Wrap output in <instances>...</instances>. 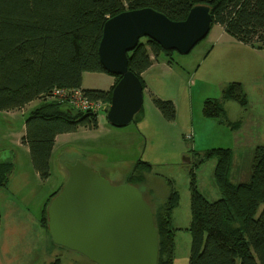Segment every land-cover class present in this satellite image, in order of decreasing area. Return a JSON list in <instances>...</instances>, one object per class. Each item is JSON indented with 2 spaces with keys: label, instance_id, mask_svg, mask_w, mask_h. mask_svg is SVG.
<instances>
[{
  "label": "rangeland",
  "instance_id": "obj_1",
  "mask_svg": "<svg viewBox=\"0 0 264 264\" xmlns=\"http://www.w3.org/2000/svg\"><path fill=\"white\" fill-rule=\"evenodd\" d=\"M170 58L172 64L162 54L144 74L143 110L136 122L125 128L111 126L107 120L111 103L102 101L100 127L66 134L67 141L60 142L46 181L35 171L30 150L22 144L31 108L0 113V161L8 157L13 164L8 183L0 188V264H36L43 254L47 262L60 258L61 264H95L53 244L42 223L45 210L51 196L67 182L68 164L82 161L112 184L123 185L138 160L152 165L143 170L146 183L140 189L151 199L156 214L166 216L169 198L174 192L178 194L171 251L163 257L174 256L171 264H189L191 182L210 202L221 198L214 179L216 160L199 163L195 155L231 149V181L240 184L250 181L255 150L264 146V48L246 45L216 24L189 54L173 52ZM117 82L118 78L107 73H86L83 77L86 90L112 92ZM235 83L244 87L250 101L246 112L236 103L226 107L227 119L243 120L239 131L205 111L211 106L207 102L220 99L223 90ZM155 98L175 104V121L164 118ZM39 104L38 100L32 107Z\"/></svg>",
  "mask_w": 264,
  "mask_h": 264
},
{
  "label": "trees",
  "instance_id": "obj_2",
  "mask_svg": "<svg viewBox=\"0 0 264 264\" xmlns=\"http://www.w3.org/2000/svg\"><path fill=\"white\" fill-rule=\"evenodd\" d=\"M197 5L212 9L213 26L223 27L246 45L264 48V0H0V113L22 111L35 101H43L26 119L22 138L41 180L51 177L57 137L81 128H99L98 114L79 112L59 101L48 102L46 96L55 88L82 89L86 73H107L99 56L107 21L143 8H153L173 21H184ZM173 52L143 39L128 54L129 69L142 80L162 54L172 64ZM116 78L118 82L121 79ZM113 91L84 90L90 99L109 103ZM227 102L237 103L244 111L250 104L244 87L235 83L223 90L220 99L207 102L211 106L205 108L206 114L228 121L232 130L239 131L242 120L227 119ZM154 104L167 121L176 120L177 109L172 101L155 98ZM195 156L199 163L216 160L214 179L221 198L210 202L191 182L189 264H264V146L255 150L250 181L240 184L231 181V149H212ZM145 167L152 165L139 160L127 183L144 185ZM12 170L11 160L0 161V188L6 186ZM58 193L51 196L48 205ZM177 202L178 194L174 192L164 217L152 207L160 233L158 264H171L174 257L164 260L163 255L171 251ZM46 212L42 223L48 230ZM44 264H61V259Z\"/></svg>",
  "mask_w": 264,
  "mask_h": 264
},
{
  "label": "water",
  "instance_id": "obj_3",
  "mask_svg": "<svg viewBox=\"0 0 264 264\" xmlns=\"http://www.w3.org/2000/svg\"><path fill=\"white\" fill-rule=\"evenodd\" d=\"M213 23L206 5L193 7L184 21H173L153 8L109 19L99 56L105 71L121 78L107 110L109 124L128 127L143 110L144 84L129 69L128 57L141 40L187 55L209 35ZM67 170L69 178L47 211L53 244L95 264H158L160 233L144 193L130 183L112 184L82 161L68 164Z\"/></svg>",
  "mask_w": 264,
  "mask_h": 264
},
{
  "label": "built area",
  "instance_id": "obj_4",
  "mask_svg": "<svg viewBox=\"0 0 264 264\" xmlns=\"http://www.w3.org/2000/svg\"><path fill=\"white\" fill-rule=\"evenodd\" d=\"M48 102L59 101L76 111L98 114L103 108L102 101L90 99L83 89L55 88L46 96Z\"/></svg>",
  "mask_w": 264,
  "mask_h": 264
},
{
  "label": "crops",
  "instance_id": "obj_5",
  "mask_svg": "<svg viewBox=\"0 0 264 264\" xmlns=\"http://www.w3.org/2000/svg\"><path fill=\"white\" fill-rule=\"evenodd\" d=\"M223 28V27H222ZM224 29V28H223ZM159 60H160V58H159ZM159 60L157 61V63L159 62ZM156 63V62H155ZM155 63H154V65H155ZM153 65V66H154ZM152 66V67H153ZM151 67V68H152ZM145 74V73H144ZM144 74L142 75V78H143V76H144ZM85 75V74H84ZM114 79V78H113ZM114 85V80H113V83L111 84V87ZM82 89L83 90H86V89H84V87H83V84H82ZM107 91H110V89H108ZM36 102V101H35ZM35 102H33V103H31L30 105H28L25 109H23L22 111L24 112L26 109H28V108H31V110H30V112H32L33 110H35L36 108H38V107H40L41 105H42V103L43 102H41L40 101V104L39 105H37V106H35V107H32V105H34V103ZM231 103H234L235 104V102H227L226 104H225V109H227L228 108V105H230ZM237 104V103H236ZM227 107V108H226ZM249 109V108H248ZM247 109V110H248ZM246 110V111H247ZM21 111V112H22ZM241 111H243L244 112V110L241 108ZM245 111V112H246ZM14 112V111H13ZM227 112V111H226ZM12 113V112H11ZM233 120H237V118H234ZM242 120V119H241ZM241 120H238V121H241ZM237 121V122H238ZM243 121V120H242ZM232 122H236V121H232ZM100 127V126H99ZM25 128H26V125H25ZM25 136V135H24ZM67 135H61V136H59V137H57V140H56V144H55V148H54V151H53V156H52V159H51V166H52V163H53V160H54V156H55V154H56V152H57V149H58V147H59V144H60V142L62 141V142H65V141H67L66 139H65V137H66ZM63 139V140H62ZM23 144V143H22ZM6 159H8V157H5V159H3V160H6ZM139 161V160H138ZM137 161V162H138ZM136 162V163H137ZM45 249V248H44ZM47 255V254H46ZM43 257H44V254H43V256H42V258L40 259V260H38L37 262H36V264H43V262L45 261V259H43Z\"/></svg>",
  "mask_w": 264,
  "mask_h": 264
},
{
  "label": "flooded vegetation",
  "instance_id": "obj_6",
  "mask_svg": "<svg viewBox=\"0 0 264 264\" xmlns=\"http://www.w3.org/2000/svg\"><path fill=\"white\" fill-rule=\"evenodd\" d=\"M128 182V180H126V183ZM146 183V182H145ZM143 185V184H142ZM138 188L140 189V186H138ZM141 190V189H140ZM142 191V190H141ZM144 193V192H143ZM144 195L146 196L147 200L149 201V203L151 204L152 207H154V205L152 204V201L150 198H148V196L146 195V192L144 193Z\"/></svg>",
  "mask_w": 264,
  "mask_h": 264
}]
</instances>
